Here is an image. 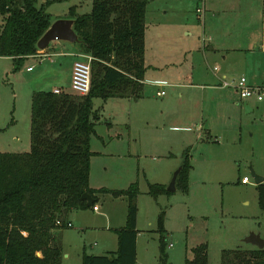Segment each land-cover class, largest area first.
I'll use <instances>...</instances> for the list:
<instances>
[{
	"label": "rangeland",
	"instance_id": "1",
	"mask_svg": "<svg viewBox=\"0 0 264 264\" xmlns=\"http://www.w3.org/2000/svg\"><path fill=\"white\" fill-rule=\"evenodd\" d=\"M92 5L93 0H50L47 11L53 17L66 16L73 7L80 13H90ZM263 9L264 0H149L148 55L150 59L171 57L177 61L160 69L148 66L144 98L138 102L94 99L101 121L91 139V147L97 153L91 158L90 185L96 189L122 190L138 182L137 264H160L162 211L168 232L167 264H185L186 258L194 256L193 249L203 243L209 247V264H220L224 249L252 247L244 241L251 232L264 238V211L259 205L258 184L252 172L264 176V100H247L254 109L250 112L242 101L236 113L225 107L224 119L215 122L220 127L217 134L205 132L200 137L198 123L209 124L217 107L213 104L203 107L200 102L183 98L178 103L171 100L172 107H166V115L162 116L164 100L181 88L168 84L167 95L160 97L157 91L164 88L152 84L154 79L172 83L183 77L191 59L200 58L202 62L200 48L205 39L216 41L218 35L219 41L227 42L222 34L227 26L234 36L252 37L249 32L261 23L256 12L263 17ZM2 19L0 15V24ZM232 39V47H248L249 43V47H255L253 38ZM74 49L82 53L78 47ZM48 61L25 59L20 70L14 71L13 60L0 56V152L31 150L32 95L35 89L53 90L60 80L57 78V84H52L54 79H46ZM30 66L35 69L27 71ZM248 70L242 64L232 74L226 73L228 81L245 77L250 85L264 84L260 82L264 80V69L258 78ZM63 87L71 91L67 83ZM226 88L231 90L229 103L238 102L236 89ZM186 113L193 117L188 120H194L192 130L173 128L184 125L181 121ZM176 115L178 121H174ZM224 122L228 127L223 126ZM188 148L192 163L189 191L177 188L160 199L154 198L149 194V184L167 182L171 173L174 177ZM98 197L95 210L90 207L70 213L72 225L63 229L61 235L64 253L69 254L63 264H83L85 251L104 254L118 249L119 236L114 229L127 223V197H114L111 193H99Z\"/></svg>",
	"mask_w": 264,
	"mask_h": 264
},
{
	"label": "trees",
	"instance_id": "2",
	"mask_svg": "<svg viewBox=\"0 0 264 264\" xmlns=\"http://www.w3.org/2000/svg\"><path fill=\"white\" fill-rule=\"evenodd\" d=\"M50 0H0V56L13 57L18 71L28 56L37 54V43L53 23L47 11ZM149 0H93L90 13L77 14L74 29L78 48L92 59V86L86 95L62 90H36L31 102L29 152H0V264H63L62 231L69 215L95 207L99 193L125 196L127 223L114 231L116 251L83 254V264H137L138 182L117 190L90 185L91 139L100 120L94 99L142 96L145 79L146 12ZM190 148L183 153L177 188L188 192L192 170ZM259 205L264 211V183L258 184ZM89 193L92 206L82 198ZM167 186L150 183L154 198L170 194ZM165 211L159 216L160 264L168 263ZM224 249L220 264H264V248ZM209 247L193 249L185 264H209Z\"/></svg>",
	"mask_w": 264,
	"mask_h": 264
},
{
	"label": "crops",
	"instance_id": "3",
	"mask_svg": "<svg viewBox=\"0 0 264 264\" xmlns=\"http://www.w3.org/2000/svg\"><path fill=\"white\" fill-rule=\"evenodd\" d=\"M255 4V3H254ZM256 7V4H255ZM214 8H219V7H214ZM257 8V7H256ZM76 13L81 15L85 13H80L77 8L75 7ZM258 10V9H257ZM264 10V9H263ZM258 14L257 18H261L260 21L261 23L258 25L257 28H253L251 30L250 35L252 37H249L246 35L245 37L247 39H254L255 41V47H249L251 46L249 43L248 47H244L245 45H242V47H232L231 42L232 38H240L243 39L245 37H237L234 36L227 26L224 28L225 30H222V34L226 37L227 42H221L219 41V36L217 35L216 41L215 39L212 40H204V45L201 47L202 51V62H200V58H193L194 60L191 59L190 64L185 68V75L183 77H177L175 79H179L176 82H166L161 79H154L155 81L152 83L155 86H158L159 88L165 90V88L169 85H172L174 87H179L181 88L179 91H173V96L169 97L164 100L163 105V112L160 113L162 116L166 115V107L170 108L172 105L169 106L171 103V100L173 102H180L182 100L180 99H185V101L192 100L194 103L200 102L203 104V107L205 105H215L217 107V111L214 113V115L210 116V123H198V133L197 136L203 137L204 133H209L212 135L213 132L217 134V131H219V125L216 124L215 122H219V119H224V108L228 107L231 112L236 113L238 111V106L239 102H235L233 104L229 103V99L231 98L230 96V91L229 88L223 87L221 85V78L227 74H232L233 71L242 64H245V66L250 69L248 70L251 75L254 76V78H258V74L264 69V15L263 17H260L259 12H256ZM59 18H72L69 17V12L66 16H56L53 17V22ZM255 18V17H254ZM3 23L0 24V27ZM147 21H146V32H147ZM211 39V38H210ZM147 36L145 33V65H146V71L148 66L156 69L164 68L165 67H171L172 64H175L176 59H172L169 57L167 58H157V59H150V56L148 55V49H147ZM230 44V45H229ZM78 43L72 44L67 41H53L49 44V46L45 50L39 49L37 54L28 56L26 59L29 58H39L41 62H45V60L48 61V65L45 66V69L47 71V76L46 79H54L51 81L52 84H57V78H60L58 80V85L55 86L53 91L56 89H60L61 91H67L65 87H63V84L67 83L68 86L71 87V80H72V71H73V65L74 62L82 57L83 54L85 53H77L74 48L78 47ZM7 57V56H3ZM71 57V58H70ZM13 60V57H8ZM152 58V57H151ZM242 58V60H240ZM188 59H186L185 62H187ZM202 64H206V66H202ZM44 65V64H42ZM215 65V66H214ZM219 68L218 70H215V67ZM214 66V67H213ZM31 67V66H30ZM29 68V67H28ZM27 68V71H33L35 67L31 70ZM50 69V71L48 70ZM20 70V69H19ZM45 71V72H46ZM64 74L62 77L61 75ZM175 74V73H174ZM52 75V77H51ZM146 80V79H144ZM143 80V86L145 87V82ZM257 80V79H254ZM256 82V81H252ZM260 82H264L260 81ZM143 87V88H144ZM72 89V88H71ZM42 90V89H40ZM36 91V89H35ZM162 90L157 91L160 92ZM167 95V91L165 90V95ZM159 96V95H158ZM162 97V96H160ZM114 99H117L119 101H132L133 99H136L137 102L140 99H143L144 96H140L139 98H134V97H126V98H121V97H112ZM112 98H109L112 99ZM96 99V98H95ZM239 101V100H238ZM247 102H245V105ZM95 108V107H94ZM252 111L254 110L253 107L251 106ZM98 110V109H96ZM99 111V110H98ZM100 114V113H99ZM181 115V114H180ZM162 116L160 118L163 120ZM101 117V115H100ZM184 117V116H182ZM230 117V116H228ZM178 116L176 115L174 117V121H178ZM101 119V118H100ZM184 121H181L184 125H175L173 128L175 129H184L186 131L192 130V125L194 124V120L188 121L190 119H193L191 115L186 113V116L184 117ZM228 119L226 118V121ZM101 120L98 121L100 123ZM97 123V124H98ZM223 126H227V123L224 122L222 123ZM228 127V126H227ZM160 141V138L158 139ZM95 154L97 153L95 150H93ZM163 154L162 156H164ZM94 156V155H93ZM171 159V156L168 155ZM176 168V167H175ZM172 170V169H171ZM171 173L169 175V180H171L173 177ZM169 180L167 182H169ZM167 182H162L161 184L168 185ZM149 191V190H148ZM165 195H160L158 198L163 197ZM95 210V209H94ZM139 211V209H138ZM139 214V212H138ZM71 223V221H70ZM72 224V223H71ZM139 225V216L137 220V229ZM70 227V226H69ZM139 230V229H138ZM139 235V233H138ZM115 251V250H112ZM111 250L107 252H112ZM106 252V253H107ZM105 254V253H104ZM69 257L68 253L64 254V259Z\"/></svg>",
	"mask_w": 264,
	"mask_h": 264
},
{
	"label": "built area",
	"instance_id": "4",
	"mask_svg": "<svg viewBox=\"0 0 264 264\" xmlns=\"http://www.w3.org/2000/svg\"><path fill=\"white\" fill-rule=\"evenodd\" d=\"M198 11H201L198 9ZM92 59L93 57L89 54H83L82 57L77 59L73 65L71 88L72 90L81 95H86L90 92L92 86ZM29 70L33 67H29ZM219 68L216 66L215 70ZM222 86L234 87L239 95V101L247 102L250 98H257L260 101L264 100V84L250 85L247 83L245 77L236 80L233 78L228 81V77L225 75L221 78ZM60 89H56L55 93H60ZM159 96L165 95V90L158 92ZM95 209V207H94ZM72 224L69 223V226ZM172 245V243H171Z\"/></svg>",
	"mask_w": 264,
	"mask_h": 264
},
{
	"label": "water",
	"instance_id": "5",
	"mask_svg": "<svg viewBox=\"0 0 264 264\" xmlns=\"http://www.w3.org/2000/svg\"><path fill=\"white\" fill-rule=\"evenodd\" d=\"M75 20L71 18H59L55 20L49 29L43 34V36L39 39L37 46L41 50H45L49 44L53 41H67L72 44H76L80 42L79 36L74 29ZM247 112L252 111L251 105L247 103L245 105ZM180 169L175 172L174 177L172 179L171 184L167 187L170 192H173L177 189V178ZM253 176L256 180L257 184L264 183V176L256 174L254 171ZM82 198L87 200L88 206H92L95 202V198L89 194L84 193ZM244 241L249 244L256 246L260 249L264 248V238L260 233L251 232Z\"/></svg>",
	"mask_w": 264,
	"mask_h": 264
}]
</instances>
